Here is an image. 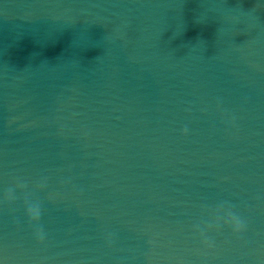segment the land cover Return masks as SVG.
<instances>
[{"label":"water","instance_id":"95a60500","mask_svg":"<svg viewBox=\"0 0 264 264\" xmlns=\"http://www.w3.org/2000/svg\"><path fill=\"white\" fill-rule=\"evenodd\" d=\"M0 264H264V0H0Z\"/></svg>","mask_w":264,"mask_h":264},{"label":"clouds","instance_id":"9594fccd","mask_svg":"<svg viewBox=\"0 0 264 264\" xmlns=\"http://www.w3.org/2000/svg\"><path fill=\"white\" fill-rule=\"evenodd\" d=\"M186 131L187 129H185V132ZM26 215L28 216L30 224L39 225L41 212L37 214L36 216H33L27 212H26ZM243 227H244L243 222L240 219L236 218V221L234 225L232 226L234 233H237V234L240 233L243 230ZM34 235L38 242L43 243L44 235H43V231L39 227L36 228Z\"/></svg>","mask_w":264,"mask_h":264}]
</instances>
